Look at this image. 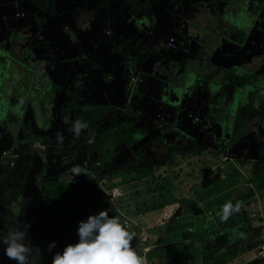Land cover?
<instances>
[{
  "label": "rangeland",
  "instance_id": "rangeland-1",
  "mask_svg": "<svg viewBox=\"0 0 264 264\" xmlns=\"http://www.w3.org/2000/svg\"><path fill=\"white\" fill-rule=\"evenodd\" d=\"M55 1L57 3L55 8L57 11L56 16L50 18L39 13L40 11L32 7L28 0H0V42L4 45V48L8 49L14 46L15 41L23 37L17 31L10 35V26L15 28L29 22L32 32H35L38 37H42L41 44L37 45L36 48L40 50L39 56L44 61L43 67L49 70L51 68L50 62H54L52 70L49 71L53 81L61 87L58 98L55 101L56 105L60 109L68 102L72 105L66 108L68 110L63 118L65 121L62 120L64 126L52 132L46 131L44 127L38 124V122L41 123V119H38L37 113L34 114L30 100L27 102L26 109L21 117L11 114L8 119H0V124L2 125L0 129V170L13 166L11 159L19 154L16 151L19 145L18 139L21 134L24 135L29 128L35 125L38 129L32 136L36 137V139L26 144V151L31 149L37 151L32 157L30 166L29 180L31 186L36 189L39 184L46 185L47 177L49 176L57 177L58 174H61L63 178H67L68 174L63 171L64 169L66 171L64 162H67L68 156H65L67 153L59 155L60 149L64 147L79 153L81 151L79 147L84 141L83 138L88 135L89 142L91 141L90 137H92V130L88 127L82 130L85 136H79V138L75 137L69 130L75 120L82 119V115L77 118L73 117L79 112V109L74 108V106L79 102L100 104L106 103V99L109 100L107 96V94L110 95L109 89L104 90L102 82L99 80L100 76L97 68H93L92 62L102 57L104 58L107 64L103 66L105 69L102 76H105L106 81H108L110 78V74L107 71V69H110L108 66L109 62H113L114 65L118 66L119 62H123V54L126 53L135 62L136 72H133V75H137L138 71H142V74H140L142 80L141 82H131L130 85L126 84L125 88L121 83L117 82L116 84L119 86L114 88L116 93L122 91L123 88L125 92L117 95L115 107L119 105V108L124 111L128 109L127 111L129 112H135L136 109L128 108L134 90V98L131 104L144 111L143 115L139 114L140 111L137 112L138 121L135 125L136 127L141 125L147 130V133L139 138L138 142L148 147L151 152L160 150L161 157L151 166L148 164L149 162L144 165L145 161H142L140 166L146 174L145 179L148 181L147 183L142 181L137 185H134L132 181L135 172L131 171L127 174L123 170L126 160L129 161L128 152L135 145H132L129 150H123L120 144L103 150V152H100L104 155V161L102 162L95 160L91 163L92 157L87 155L82 165L87 166L90 176L98 177V185L104 189L105 195H115L117 190H114V187L121 193V187L123 190L125 186H127L125 192L129 190L128 193L132 194L129 200H126L124 204L122 202V205L140 209L135 212V214H140V217L133 218V221L137 220L143 226L136 228L140 238L137 241L136 239L132 241L133 247L141 255L144 248L159 245L162 242L160 238L166 231L165 227H161V225L170 222L173 217L174 221L171 224H176L182 230L181 237L183 240H186V242L188 240L197 241L199 250L203 252L205 264H222L223 259L220 258L228 260L230 264H248L250 261V264H263L264 256L258 254L259 244L257 241L264 239V192L251 184L253 192L252 194L247 193V186L250 187L247 182V176L252 164L264 162V141H260L258 148L255 149L257 154L254 152V155L244 157L243 144L241 143V138L244 135L242 126L251 123V119L248 120L246 113L244 114L243 123H241L242 126H239L236 132L232 128L224 135L218 133L213 128L215 125L204 117L206 110L195 109L198 105L204 108L210 104V100L195 101V99L206 95L210 87L204 86L206 82L204 77H198L194 73L186 72V67L188 64L194 63L193 60H195L193 54H191L192 48L200 50L199 55L201 56L207 55L208 51L213 48L212 57L207 60L208 65L210 66L211 61H214L224 69H227L230 65H236L235 67L240 68L246 61H252V55L257 57L254 60H258V57L261 56L260 44L264 48V21L258 19L257 23L255 22L249 28L248 38L242 44L235 43L234 40L237 36L244 33H235L231 38L232 42H229L230 40L216 36L214 30H200L198 25L194 26H197L196 28L199 30H196L191 35L189 34L188 42L187 40L183 42L181 39H175L176 37L171 33L174 34V27L178 28L175 25V18L178 13L183 15L188 10L195 9L193 3L190 2L192 0H179L178 2L170 0L173 4L169 8L170 10L165 6L169 0H156V2L151 0L153 2L151 6L153 16L149 22L141 21L148 25H145L144 29L140 21L136 20L137 18L134 19L135 14L133 12L135 11L132 5L126 4L124 1L111 0L112 2L110 1L111 3H108L104 8L92 10L99 0H74L76 5L88 8L93 17V24L89 31L85 33L87 44H83L82 42L84 41L74 34L75 28L70 26V23L65 20L66 16H74L73 12L75 11L61 14L62 16L59 17L60 5L58 3L61 0ZM64 3V9L71 8L73 10L75 8L73 2L67 4V1H64ZM25 13L28 14L27 22L23 23L21 20H15L18 14L23 16ZM154 17L158 18L157 22H154ZM213 24L211 26L212 28L215 27L216 30V23ZM81 34L78 33V35ZM130 35L133 36L132 40L129 39L126 42L127 36ZM174 35L177 36V34ZM169 36L174 38L175 45L177 43V51L169 49L167 46L165 51L162 50L164 49L162 42L165 43ZM65 37L74 38L72 40L73 50L64 51V46L69 43L68 38L67 43L64 42ZM152 44L155 46V50L153 53L148 54L147 47ZM142 55H146V57H142ZM190 58L192 60H189ZM202 58L204 59V57ZM201 61L202 59L198 60V62ZM18 63L20 62L7 65L11 74L16 73V67H19ZM255 63L257 64V62ZM41 64L39 67H41ZM208 69L214 68L210 66ZM185 75L188 77L185 78ZM127 78H129V75ZM190 78L194 79L191 83L192 87L195 85L194 91L192 87L187 88L186 86V83L190 82ZM175 80L179 81V88ZM217 80L220 79L217 78ZM155 85V90L151 89L149 91L150 87L154 88ZM166 91L168 96L165 95ZM193 101L195 102L194 104L192 103ZM247 105L248 102L245 100L244 106L246 107ZM103 106L107 108L106 104ZM233 106H235V109H238V106L241 107L237 102ZM190 107L197 112L195 113L193 110L188 117L196 123H200L201 119V124L198 126L194 127L192 125L191 127V122L184 117L186 115L185 111L189 110ZM259 118V115H252L253 120H258ZM124 119L120 115L116 117L117 122H122ZM230 119L229 117L228 122H230ZM56 123L57 120H52L48 122L47 126L51 127ZM248 127L249 125L246 130ZM159 129H162L164 133L163 138L159 137ZM168 130L170 131L167 132ZM57 133L62 135V142L57 140ZM67 138L68 145L65 144V139ZM193 140L196 141L198 146L189 144V146L183 148V151L179 148V142L182 145L186 141L191 143ZM227 141H230L229 145ZM217 142L221 145L220 147L216 145ZM229 146H232V149L228 150ZM14 150L15 154H13ZM214 151L217 155H220V160H215ZM54 153H57L62 159V163L57 168L51 158ZM230 153L237 154L232 157ZM84 154L80 152L76 156ZM173 156H175L176 160L171 162ZM185 156H189L188 159L184 160ZM226 158L228 159L225 160ZM200 163H202L200 168L202 171L200 172L204 171L205 175L196 174L199 171L197 168L199 169ZM96 167H98L97 171ZM109 167L115 168L111 176H100L102 174L109 175L110 172L107 173ZM191 172L195 173V177L191 176ZM159 173L169 178L168 182L163 179L162 183L158 184L162 186L161 189L163 191L159 189L157 184L152 182ZM201 176L204 179L198 182ZM191 183H196L201 188H194ZM121 184L124 186H121ZM158 190L167 194L166 200L159 196ZM192 196H195V198L192 199ZM119 197L120 195L112 199L114 204L120 208L121 202L116 201ZM222 197L224 198L220 200ZM174 201L175 203H173ZM178 201L183 203V207H190L193 213L198 210V203L211 209L216 228H220L221 232H214L211 235L212 231L205 232L203 230L198 236L192 226H183L182 224L189 222L192 217L187 211L182 216L181 212L183 209L182 206L179 207L180 203L178 204ZM228 201H231L233 205L238 201L241 202V208L239 212L232 214L227 221H222L218 213L222 212V206ZM158 203L164 206L163 209L167 211V214L171 212L169 218L163 217L162 210L158 212L156 210L142 212L145 210L144 208H150L149 210H151V205ZM210 204L211 206H209ZM28 211L32 213L30 208H28ZM30 220L31 216L27 215L22 222L28 225ZM199 220L201 222L205 221V219L201 218ZM228 229L232 231L229 233ZM226 230L228 231L225 232ZM216 234L219 237H215ZM227 234L226 239L224 235ZM34 236L39 243L41 234L38 233ZM67 243L70 242L68 241ZM162 250L165 252L168 249L163 247ZM48 252L51 253L48 251V247H45L37 255L32 254L29 259L38 255H42V257L50 256ZM163 252L160 255L164 256ZM0 258L4 259L3 256H0ZM165 262L167 263V261Z\"/></svg>",
  "mask_w": 264,
  "mask_h": 264
},
{
  "label": "trees",
  "instance_id": "trees-1",
  "mask_svg": "<svg viewBox=\"0 0 264 264\" xmlns=\"http://www.w3.org/2000/svg\"><path fill=\"white\" fill-rule=\"evenodd\" d=\"M28 1L31 3L30 5H32V7L35 9L37 8L40 11L39 13L47 15L50 18L56 16L57 11L55 8L57 3L55 0ZM110 1L111 0H99L98 4H96L92 10L95 8H104L113 0ZM120 1L132 5L135 12H129L135 14L134 19L137 18L136 20L140 21V24L144 29L147 24L141 21L149 22L152 19L153 13L151 12V6L153 5V2L151 0ZM178 1L179 0H176V2ZM72 2L74 3V0H72ZM190 2L193 3L195 9L188 10L187 13L183 15L178 13L175 18V25H177L178 28L176 29L174 27V34H177V36L170 32L176 37L175 39H181L183 42L185 40L188 42L189 34L191 35L193 32H196V30L208 29L209 31L214 30L216 36L218 35L221 39L224 38L230 40L229 42H232L231 38L235 33H244L237 36L234 40L235 43L242 44L247 37L248 29L252 27L255 22L257 23L258 19L264 21V0H192ZM58 5H60L58 11L60 15L59 17L62 16L61 14L75 11L73 12L75 14L74 16H66L65 20L67 23H70V26L75 28L74 34L84 41L82 43L87 44L85 33L89 31V28L93 24V17L90 14V10L85 6L76 5L75 3V8L73 10L71 8L64 9V0H61ZM171 5L173 4L169 0L165 6L169 9ZM27 15L28 14L20 16L18 14L15 17V20H21L25 23L28 21ZM157 21L158 18L154 17V22ZM213 23H216V30L215 27L212 28L211 26ZM194 25H198L199 29ZM14 31H17L19 35H23L18 41L14 40V46L5 49L4 45L0 42V119H8L11 117V114L19 115L21 117L24 114L27 102L30 100V105L33 107L32 110H34V114L37 113L38 119H41V123L38 122V124L41 127H44L46 131L48 130L52 132L55 129L58 130L61 126H64L63 121H65V119L63 120V118L66 116L68 110H66V108H69L72 105L68 102L62 109H60L55 103L61 87L53 81L52 75L49 71L52 70L54 62H50L51 68L49 70L43 67L44 61L40 60V50L36 48L37 45L41 44L42 37H38L35 32H32L31 24L29 22L15 28L10 26V35ZM78 33L82 34L78 35ZM31 35L32 39L30 40ZM67 38L69 39V43L64 46V51L73 50L72 40L74 38ZM67 38L65 37L64 39L65 43H67ZM132 38V35L127 36L126 42H128L129 39L132 40ZM162 45L164 47L162 50L165 51L166 46L163 42ZM31 46L34 49L32 55ZM147 48L148 54L153 53L155 50L153 44ZM172 50L177 51L178 47H174ZM259 50L261 56L258 57V60H254L257 57L252 55V61H246V63L240 68L235 67L236 65H230V67L224 69L216 62L211 61L212 63H210V66L214 69H208L210 66L207 63V60H210L212 57L213 48H211L205 56L199 55L200 50L192 48L191 54H193L195 60H193L194 63L188 64L186 67V72L194 73L198 77H204L206 81L204 86L210 87V90L206 95L199 99H195V101L210 100V104L206 105L204 108L198 105L195 109L206 110L204 117L215 125L213 126L214 129L221 132V130L233 128V131L236 132L239 126H242L241 123H243L245 113L248 115V120L251 119V123L248 124L249 127L247 130L246 127L248 125L242 126L244 135L241 138V143L243 144L244 157L254 155L256 153L255 149L258 148L260 141H264V48L262 47V44H260ZM158 53L160 54V52ZM35 55H37V58H35ZM142 57H146V55H142ZM202 57H204V59ZM199 59H202V61L198 62ZM189 60L192 59L190 58ZM14 62L20 63H18L19 67H16V73L11 74L7 65ZM255 62H257V64ZM40 63H42L41 67H39ZM92 64L93 68H97V72L100 76L99 80L102 82L104 90L106 91L109 89V96L112 99L118 98L117 95L119 93H116V90L112 87L117 82H119V84L122 82V85L125 88L126 84L130 85V79L133 78V76L136 77V82H141L142 80V76L140 75L142 74V71H138L137 75H133V72H136L134 65L135 62L132 58L127 56L126 53L123 54V62H119L118 66L116 64L114 65L113 62H109L108 66L110 69L106 68L109 72L108 74H110L108 81H106L105 76H102L103 70L105 69L103 66L107 64L104 58L102 57L98 60H94ZM128 75L129 78H127ZM184 77L187 78L188 76L185 75ZM217 78L220 80H217ZM193 80V78H190V82L186 83L187 88L192 87L191 83ZM175 83L178 87L179 81L175 80ZM155 88L156 85L154 88L150 87L149 91H151V89L154 91ZM194 89L195 85L192 87L193 91ZM123 92L125 91L122 90V93ZM133 93L134 90L128 108L136 109L135 112H129L127 111L128 109L124 111L120 108L113 107L112 105H107V108H104L103 103H76L77 105L74 106V108H78L79 112L73 117L77 118L82 115L81 120L86 122L88 128L92 130L91 136L93 137V140L92 142H88V135L83 138L84 141L79 147L81 150L80 152L85 153L82 156H76L80 152L75 153L74 151L62 147L59 155L67 153L65 155L68 156V159L67 162H64L66 171L64 169L63 172H66L68 177L63 178L61 174H58L57 177L49 176L47 177L46 185L38 183L39 187H36L37 190L31 186L29 180L32 157L37 151H34L35 149L26 151V144H29L36 139L32 134L38 128L34 125L32 128H29L24 135L21 134V137L18 139L19 145L16 149L19 154L11 159L13 166L3 168L2 171L0 170V234H6L10 227L20 225L22 220L27 215H30L31 220L28 224L30 227L25 229V231L28 233V240L31 242V247L33 249L32 254L37 255L39 251L48 247L52 241L56 242V247L52 249L51 253L48 252L50 256H35L32 259H29L30 264H51V259L55 252H62L64 247L68 244H75L79 241V236L77 234L79 222L86 220L90 215L98 214L101 210H108L110 216L120 215L121 223L123 220H128L131 224L129 231H135L136 233V238L134 239L137 241L140 238V234L137 233L138 230L136 228H139L141 224L137 220L135 222L133 221V218L140 217V214H135V212L140 209H135L132 206L124 207L122 205V202L124 204V202L129 200L132 196V194L128 193L129 190L128 192H125L127 186L123 187V193H121L119 199L116 200L121 202L119 208L114 204V200L105 195L104 189L98 185V177L91 176V178L84 174L72 176L69 171L73 164H77V162H80L78 164L82 165L85 161V156L87 155H91V163L95 160L102 162L104 161V155L100 152H103V150H107L109 147L119 144L123 150H129L132 145H135V147L128 152L127 156L130 162L126 160L123 170L127 174L131 171L135 172L134 177H132L134 185H137L142 181L147 183L148 180L145 179L146 174L140 166L142 161H145L144 165L149 162L148 164L151 166V164L156 163L161 156L160 150L151 152L148 147L139 144L138 142V139L144 136L147 133V130L141 125L138 127L135 125L138 121L137 112L140 111L139 113L143 114V110H140L131 104L134 98ZM165 95L168 96L167 91ZM21 98H23L24 101L22 106L20 103ZM245 100L248 102L246 107L244 106ZM235 102L239 103L241 107L238 106V109H235V106H233ZM192 103L194 104L195 102L193 101ZM195 109L190 107L189 110L185 111L186 115L184 117L191 122V127L192 125L195 127L201 124V119L199 121L200 123H196L188 117L193 110L195 113L197 112ZM119 115L125 118L122 122H117L116 120V117ZM252 115H259L260 118L258 120H253ZM229 117L231 118L230 122H228ZM59 119L60 121L58 122ZM52 120H57V123L48 127V122ZM1 128L2 125L0 124V129ZM162 129H159L160 138H163L164 136ZM169 131L170 130L167 132ZM80 136H85L83 131H81ZM77 142L80 143L79 140H77ZM227 142L229 145L230 141ZM65 144L68 145V138L65 139ZM188 144L198 146L195 141ZM46 145L50 146L48 143H46ZM179 148H183L180 142ZM230 148L232 149V146H229L228 150H230ZM50 149H52L51 146ZM55 150L58 152L57 149ZM13 152V154L16 153L15 150ZM214 154L215 160L221 159L220 155H217L216 153ZM230 154L232 157H235L237 153ZM188 157L189 156H185L184 160L188 159ZM51 158L53 159V162H55L56 168L62 163L61 156H58L57 153H54ZM175 160L176 158L173 156L171 162ZM201 164L202 163L199 164V169L197 168L199 171H197L196 174L200 173V175H205L204 171L202 173L200 172L202 171L200 169L202 166ZM150 166L148 165L149 169ZM95 169L97 171L98 167ZM114 170V167H109L107 173L110 172V174H102L100 176L107 175L110 177ZM248 171L249 175L247 176V182L250 187L247 186V193L252 194L253 192L251 184L255 185V188L258 190L264 192V162L252 164ZM191 176L195 177V173L191 172ZM163 179L167 182L169 181V178L159 173L154 177L152 182L158 185L162 183ZM202 179H204L202 176L199 177L198 182L202 181ZM191 185L197 189L201 188V186H198L196 183H191ZM121 186L124 185L121 184ZM158 186L159 189L163 191L161 189L162 186ZM160 190H158L159 196L166 200L168 197L167 194L162 193ZM193 198H195V196H192V199ZM223 198L224 197L220 198V200ZM173 203H175V201ZM179 203L180 201H178V204ZM182 205L183 203H180L179 207ZM197 206L198 210L195 213L190 210V207L182 206V216H184L187 211L192 217L189 219V222L182 225L192 226L194 231L198 233V236L203 230L205 232L212 231L211 235H213L214 232H219L220 228H216V223H214V218L212 217V210L199 203ZM209 206H211V204ZM28 208L32 210V213H29ZM163 208L164 206L159 203L156 205L152 204L151 210H149L150 208H144L145 210L142 212L152 210L158 212L159 210H162L163 217L169 218L171 212L167 214V211ZM199 218L205 219V221L201 222ZM173 221L174 218L172 217L170 222L161 225V227H165L166 229L160 238L162 242L159 245L144 248L141 256L146 259L147 264H169V262H171V264H205V258L204 255H202L203 252L199 250L197 241L188 240L186 242V240H183L181 237V234L183 233L182 230L177 227L176 224L172 225L171 222ZM29 230L34 235L38 233L41 234V239H39V249H35L36 247L34 248L33 243L35 242V244H39L38 239H36L35 236L34 239H32L33 236ZM228 230L229 233L232 231L230 229ZM228 234L224 235L226 239ZM215 237H219V235L216 234ZM68 241L70 243H67ZM257 243L259 244V248L262 247L264 245V239L262 241L258 240ZM3 247L4 245L0 244V256L4 257V259L0 258V264H15L14 261L8 260L7 256L4 255ZM163 247H166L168 250L163 252ZM161 252H163L164 256L160 255ZM165 261H167V263ZM227 262L229 261L226 260L224 264ZM250 262H248V264H250Z\"/></svg>",
  "mask_w": 264,
  "mask_h": 264
},
{
  "label": "clouds",
  "instance_id": "clouds-1",
  "mask_svg": "<svg viewBox=\"0 0 264 264\" xmlns=\"http://www.w3.org/2000/svg\"><path fill=\"white\" fill-rule=\"evenodd\" d=\"M23 102L21 98L20 103ZM87 127L86 122L78 119L72 123L69 130L79 138L81 131ZM56 138L62 142L60 133H57ZM69 171L72 176L84 174L91 177L87 166L81 164H73ZM120 190L122 193V189ZM240 208L241 202L238 201L233 205L228 201L222 206V212L218 215L222 221H227L232 214L239 212ZM29 227L22 222L16 227H10L6 234H0V244L4 245L3 253L15 264H30L29 257L33 249L25 231ZM77 234L79 241L68 244L62 252H55L51 264H147L146 259L139 255L132 245L136 233L129 231L127 223H121L120 215L110 216L108 210H101L98 214L90 215L86 220L80 221ZM55 247L56 242L52 241L48 245V251L51 252ZM260 255L264 256V254Z\"/></svg>",
  "mask_w": 264,
  "mask_h": 264
},
{
  "label": "flooded vegetation",
  "instance_id": "flooded-vegetation-1",
  "mask_svg": "<svg viewBox=\"0 0 264 264\" xmlns=\"http://www.w3.org/2000/svg\"><path fill=\"white\" fill-rule=\"evenodd\" d=\"M64 1H67V4L69 3V4H71L72 3V0H64ZM26 14V13H25ZM24 14V15H25ZM121 85H122V82H121ZM119 85L118 84H115L114 86H112L113 88H116V87H118ZM123 90H124V88H123ZM119 93H122V91H120ZM108 96V98H109V100L108 99H106L105 101H106V103H103V104H106V105H112L113 107H115V103H117V98H115V99H112L109 95H107ZM117 106V108H119L120 106L119 105H116ZM143 113H144V111H143ZM140 115H143L142 113H139ZM156 115H160V114H156ZM224 127H227V126H224ZM231 130V128H228V130H221V132L220 131H218V133L220 132L221 134H225V133H227L228 131H230ZM91 138V141L90 142H92V140H93V137H90ZM194 141V140H193ZM196 142V141H195ZM189 142H187L186 141V143L184 142V144L182 143V145H183V148H185L186 146H189V144H188ZM216 145L218 146V147H220L221 145L217 142L216 143ZM183 148L181 149L182 151H183ZM182 153H185V152H182ZM214 153H215V151H214ZM66 156V155H65ZM29 232L32 234V236H33V238L32 239H34V234L29 230ZM33 245H34V248L35 249H39L38 247H39V245H40V243L39 244H35V242L33 243Z\"/></svg>",
  "mask_w": 264,
  "mask_h": 264
},
{
  "label": "built area",
  "instance_id": "built-area-1",
  "mask_svg": "<svg viewBox=\"0 0 264 264\" xmlns=\"http://www.w3.org/2000/svg\"><path fill=\"white\" fill-rule=\"evenodd\" d=\"M164 45L167 46V47H174V46H175L174 38H173L172 36H169V37L166 39ZM130 80H131V82H135V81H136V77L133 76V78H131ZM226 159H227V158H226ZM113 189H114V190H117V193H116L115 195H108L111 199H112V198H115V197H118V196L120 195V194H119L120 192H119V190H118L117 188L114 187ZM112 200H113V199H112ZM124 223H127L128 227L131 226V224H130V222H129L128 220H123V221H122V224H124ZM260 254H264V245L260 248Z\"/></svg>",
  "mask_w": 264,
  "mask_h": 264
},
{
  "label": "water",
  "instance_id": "water-1",
  "mask_svg": "<svg viewBox=\"0 0 264 264\" xmlns=\"http://www.w3.org/2000/svg\"><path fill=\"white\" fill-rule=\"evenodd\" d=\"M248 33H249V29H248ZM248 38V34H247V37H246V39ZM32 39V35L30 36V40ZM246 39H245V41H246ZM176 45H177V43H176ZM176 45L174 46V47H176ZM174 47H169V48H174ZM34 52V49H33V47L31 46V55H32V53ZM35 58H37V55H35ZM41 58V57H40ZM40 60H43V59H40Z\"/></svg>",
  "mask_w": 264,
  "mask_h": 264
},
{
  "label": "crops",
  "instance_id": "crops-1",
  "mask_svg": "<svg viewBox=\"0 0 264 264\" xmlns=\"http://www.w3.org/2000/svg\"><path fill=\"white\" fill-rule=\"evenodd\" d=\"M220 258V257H219ZM220 259H224V258H220ZM226 261V259L223 260L222 264H224V262ZM219 263V262H218ZM226 264H229V262H227Z\"/></svg>",
  "mask_w": 264,
  "mask_h": 264
}]
</instances>
